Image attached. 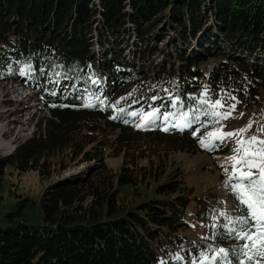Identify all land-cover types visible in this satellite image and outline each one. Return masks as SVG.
Listing matches in <instances>:
<instances>
[{
  "label": "trees",
  "instance_id": "obj_1",
  "mask_svg": "<svg viewBox=\"0 0 264 264\" xmlns=\"http://www.w3.org/2000/svg\"><path fill=\"white\" fill-rule=\"evenodd\" d=\"M133 36L141 45L127 56ZM160 41L174 52L159 48ZM260 59L264 0H0V80L31 82L49 111L30 137L0 156V177L14 168L51 178L73 165L124 156L117 175L84 170L51 182L39 200L38 222L18 201L0 226V264L245 260L246 241L232 231L241 227L239 219L222 220L218 197L194 211L198 204L182 174L156 166L147 176L167 177L155 195L126 209L115 184H139L143 175L133 166L142 169L149 156L230 153L222 140L207 138L223 127L213 113L260 103ZM217 101L221 106L213 108ZM149 113L155 115L145 122ZM185 122L189 127L180 126ZM226 190L241 218L247 216L231 187Z\"/></svg>",
  "mask_w": 264,
  "mask_h": 264
},
{
  "label": "rangeland",
  "instance_id": "obj_2",
  "mask_svg": "<svg viewBox=\"0 0 264 264\" xmlns=\"http://www.w3.org/2000/svg\"><path fill=\"white\" fill-rule=\"evenodd\" d=\"M135 45L140 46L141 43H138L136 37L133 36L130 41V47L126 49L127 56H132L133 47H135ZM158 46L166 52H174V49L168 47L165 41H160ZM198 49L199 45L194 44L193 51H197ZM158 58H162V55H159ZM260 60L259 62L264 64V60ZM7 91L10 92L7 93ZM230 111V118H221L223 122V127L221 129L223 132H233L236 129L245 128L249 123L252 124V127L248 129L247 132L243 133L242 136H230L222 139V142L230 147V153L210 155L201 152L193 154L189 151H176L171 154L167 153V156L159 155L160 158H157V156L153 157L152 160V156H149V162L148 160L140 161V164L144 166L142 169L133 166L137 174L143 175L139 184L134 187H119V185L115 184V188L119 192L120 205H124L122 207H125V209L126 207L130 208L139 203L142 199L154 196L155 188L160 182H163L167 174L162 179H155L149 178V176H147L149 173L147 172L156 169V166L160 165L162 169L167 170L166 172L168 174L173 171L179 175L182 174L181 178L185 180L187 188L193 189L190 195L191 202L198 204L197 207H194V211L200 210V205L203 202H208V198L218 197L223 200L224 204V207L222 206L220 208L226 210L225 217L222 218L223 221L228 222V224H233L236 220L241 218L238 209L236 210L235 205L227 196L226 189L230 187L228 183L229 175L224 171V168L230 167L229 173L231 172L232 161H230L229 158L234 155L232 149L237 147L238 140L254 135H264V133L260 132V129L264 127V93L260 96L259 104L253 105V107L250 108H243L240 110L233 109ZM7 113H11L9 117L5 116ZM43 116H49V111L44 104L41 103L40 91L33 86L31 82L15 79L0 80V126L7 123L9 120L15 121V123L10 126L13 128V133L7 138L11 140L12 143L4 149H0V156L10 154L15 149L18 142L30 137L37 129V119ZM180 126L189 127V124L185 122ZM221 129L212 130L209 133L217 132ZM207 138L212 141L209 135ZM123 159L124 156L108 157L103 161L95 159L90 162L70 166L62 173H60V171H55L51 178L44 179L34 170L20 173L14 168H8L5 175L0 177V226L2 227V225L6 223L5 216L8 212L15 211L19 208L18 201H21L24 206L22 208L24 215L29 217L32 216V221L38 222L43 216V210L39 200L42 193L51 182L74 176L76 173L84 170H99L100 172H105V175L108 171L109 174L117 175L120 172ZM133 164L137 165V161H133ZM103 166H106L107 169ZM222 171L224 173L223 176H221ZM235 182L236 181H232V183ZM191 206L193 207L192 203ZM193 223L198 230H205L204 228H200L201 222L197 218Z\"/></svg>",
  "mask_w": 264,
  "mask_h": 264
},
{
  "label": "snow or ice",
  "instance_id": "obj_3",
  "mask_svg": "<svg viewBox=\"0 0 264 264\" xmlns=\"http://www.w3.org/2000/svg\"><path fill=\"white\" fill-rule=\"evenodd\" d=\"M221 106L220 102L212 105L213 108ZM154 113L145 117L147 122ZM184 115H187L185 113ZM217 118L227 119L231 117V111L226 113H213ZM252 127L249 123L245 128L236 129L233 132L209 133L212 141L222 140L224 137L243 135ZM167 130V129H165ZM264 133V127L260 129ZM201 144L209 147L210 143ZM234 155L229 158L232 161L231 172L228 167L224 171L229 174V186L235 193L239 202L246 206L247 216L239 218L241 227L236 232L237 238L246 241L240 248V255L246 257L238 264H264V138L251 136L237 141V147L232 149ZM235 180V183L232 181ZM247 229V230H245ZM220 254H225V249H219ZM251 253V254H249Z\"/></svg>",
  "mask_w": 264,
  "mask_h": 264
},
{
  "label": "bare ground",
  "instance_id": "obj_4",
  "mask_svg": "<svg viewBox=\"0 0 264 264\" xmlns=\"http://www.w3.org/2000/svg\"><path fill=\"white\" fill-rule=\"evenodd\" d=\"M9 92L10 91H7V93ZM10 114L11 113H7L5 116L9 117ZM14 123L15 121L9 120L7 123L0 126V149H4L12 143L11 140H8L7 138L10 137L13 133V128H11L10 126Z\"/></svg>",
  "mask_w": 264,
  "mask_h": 264
}]
</instances>
